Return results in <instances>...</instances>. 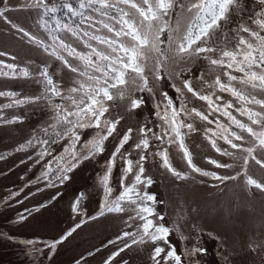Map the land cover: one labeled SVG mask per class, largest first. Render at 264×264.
Segmentation results:
<instances>
[{
  "label": "snow or ice",
  "instance_id": "6c2138e0",
  "mask_svg": "<svg viewBox=\"0 0 264 264\" xmlns=\"http://www.w3.org/2000/svg\"><path fill=\"white\" fill-rule=\"evenodd\" d=\"M77 5L74 7L70 0H51L50 3L48 0H33L27 5L38 10L41 27L52 41L50 45L23 29H17L76 75L71 84L64 88L44 67L38 73L40 79L37 83L43 89L40 95L21 99L16 92L0 91V96H6L11 101L0 105V110L43 100L48 103L52 113L49 117L51 123L40 128L42 135L34 134L17 151L33 146L35 141L40 146L37 155L43 159L45 155H51L48 145L66 141L63 151L54 158L58 165L56 178L63 183L70 178L68 173L82 161L105 151V142L117 132L123 120V116L112 117V109L117 102L127 100L126 111L134 112L146 105L144 97L135 93L147 92L153 100V115L160 121L155 127L160 131H154L147 124H142L136 130L139 139L132 145L133 151L138 153L136 160L131 158V152L122 151L132 140L134 130L128 128L119 137L105 163V170L98 176L104 193L99 211L89 219L95 220L106 212L133 213L128 216V221L132 223H126L135 230L125 231L117 238H129L131 243L125 242L104 264H112L116 256L132 245L148 244L153 245L150 257L153 264H184L185 258L188 264H200L196 257L206 254V248L198 244L190 249L185 247L182 257L168 239L172 229L163 223L164 216L155 208L156 204L163 202L147 191L153 180L145 175V163L149 156L158 157L160 166L174 177L181 180L188 178L186 173L173 166L167 147L157 146L155 151L152 150L153 141H156L159 145H176L192 172L221 181L236 179L235 176H218L194 163L186 137L201 131L196 125L198 120L205 124L201 134L215 152L228 157H235V152L229 149L247 154L243 157L242 165L244 182L250 189L264 192V183L247 174L249 160L264 168V160L255 155L257 148L264 151V98L257 95L258 92L264 93V0H77ZM61 9L72 17H79L80 24L87 21L88 27L94 28V31L81 33L79 26L62 22L57 16ZM6 10L0 9V17L4 16ZM86 10H91L99 19L85 15ZM102 29L110 35L101 34ZM59 32L70 33L88 51H80L67 43L57 35ZM165 43L166 48L162 47ZM5 55L0 52V56ZM153 57L154 63L149 68ZM69 58L78 63L73 64ZM169 59L178 65L191 61V65L175 73L180 86L173 82L170 87L176 96H170L161 88L160 99H157L148 72L151 71L156 81H162ZM200 61L206 63L208 72L215 73L213 79H206L203 71L197 74L193 70ZM186 72L191 78L185 76ZM0 77L30 78L32 73L26 67L18 68L15 64L0 61ZM168 78L171 80L172 76ZM193 79L200 81L202 87L196 88ZM223 94L232 99H225ZM57 99L61 102H56ZM193 99L203 102L206 111L189 107ZM20 119L13 117L4 120L0 115V121L4 123H15ZM211 125L214 127H209ZM87 130H94V135L83 140ZM244 133L254 141L250 147L243 146L246 142ZM219 141L228 147H222ZM118 157L122 161L120 191L113 196L110 181ZM207 162L216 168L233 167L232 164L211 158H207ZM51 171L48 167V171L42 175L47 178ZM129 176L131 183L126 182ZM49 186H52L51 181ZM83 199L81 193L72 204L73 213L80 211L79 205ZM80 226L75 225L48 247L54 251ZM180 239L186 240L187 237L181 235ZM123 264L128 262L124 261Z\"/></svg>",
  "mask_w": 264,
  "mask_h": 264
},
{
  "label": "rangeland",
  "instance_id": "374dc122",
  "mask_svg": "<svg viewBox=\"0 0 264 264\" xmlns=\"http://www.w3.org/2000/svg\"><path fill=\"white\" fill-rule=\"evenodd\" d=\"M33 0H0V9H7L4 16L0 17V52L6 53L0 56V61L17 65L18 68H28L32 73L30 78L0 77V91H12L18 94V98L35 97L42 92V85L37 83L40 79L38 73L47 67L53 78L64 88H67L73 79L74 73L64 68L60 61L48 55L44 48L37 46L17 29H23L31 35L40 38L45 44H51L47 32L41 27L38 10L27 5ZM50 3L51 0H48ZM59 2V0H57ZM77 7V0H70ZM85 15L99 19L91 10H86ZM62 22L73 27L79 26L80 32L94 31L88 27V22L80 24L79 17H72L61 9L57 13ZM45 19H50L45 17ZM16 25L17 27H13ZM54 27V25H53ZM99 27V25H95ZM101 34L110 35L106 30ZM67 43H71L80 51H88L83 44L77 41L70 33L59 32ZM92 43H95L94 41ZM99 47V45H97ZM162 47H167L165 43ZM73 64L78 63L69 58ZM155 57L149 63L152 67ZM191 65L177 64L172 59L165 64V72L162 81H156L151 71L148 76L151 86L156 90V97L160 99V89L166 90L170 96L175 97V91L170 87L175 82L180 86V81L175 78V73L180 68ZM197 74L203 71L205 78L211 80L215 73L208 72L207 65L200 61L194 66ZM169 76L172 79L169 80ZM185 76L191 78L189 73ZM194 86L201 88L200 81L193 79ZM143 96L146 105L134 112L126 111L128 101L117 102L112 109V117L123 116V120L117 127V132L105 142V151L86 161H82L63 183L56 178L58 167L55 157L63 151L66 141L61 140L56 144L48 145L51 155H45L40 159L37 153L40 146L33 142V146L17 151L21 144L31 139L34 134H40V128L51 123L49 117L51 111L46 101L28 103L22 106H13L0 110L4 120L13 117L21 119L15 123L0 121V264H104V261L124 243H131L129 238L117 239L125 231H134L129 228L126 221L133 213H105L95 220L89 217L95 216L100 208L104 193L98 183V176L105 170V163L110 157L119 137L132 128V140L123 152H131L133 160L138 159V153L133 151L132 145L138 141L139 127L147 124L154 131L160 129L155 125L160 121L153 115V100L150 94L135 93ZM225 99H232L223 94ZM264 98V93H257ZM6 96H0V105L10 103ZM56 102H61L57 99ZM178 103V101H177ZM195 106L206 111V105L198 100H192L189 107ZM238 115V114H237ZM241 120L245 117L238 116ZM200 132L186 137V144L193 154L194 163L206 170L215 172L221 177H233L236 179L216 180L211 177L201 176L192 172L182 159L176 145L167 143L159 145L153 141L152 150L157 146L167 147L173 166L180 172L186 173L187 179H177L171 173L160 166L158 157L149 156L145 163L146 176H150L153 184L147 189L150 194H155L159 203L155 205L157 212L164 216L163 223L172 229L168 239L176 248L178 254L183 257L184 248L199 245L207 249L206 254L199 255L196 259L200 264H264V192L259 189L249 188L245 184L243 157L247 155L243 151L229 149L235 152V157L221 156L215 152L201 134L205 124L196 121ZM209 127H214L211 125ZM94 135V130H87L83 140ZM246 137L244 147H250L251 137ZM151 136V133H149ZM222 147L227 148L223 141H219ZM255 155L264 160V151L257 148ZM207 158L215 159L221 163L232 164L231 168H216L207 162ZM39 161V162H37ZM51 162V163H49ZM47 165V167H46ZM52 169L47 178L42 173ZM122 161L117 158L113 168L111 186L113 196L120 191L119 180L121 176ZM240 173V175H237ZM247 174L264 183V168L249 160ZM51 185L49 186V182ZM131 183V176L127 178ZM84 195L78 213H73L72 204L80 194ZM23 217V219L21 218ZM85 221L81 223V221ZM128 223H132L128 221ZM80 224L70 236H67L53 251L48 247L52 241L60 239L75 225ZM183 235L186 240H181ZM32 241L33 243H27ZM114 241V243H109ZM161 246H163L161 242ZM153 245H132L116 256L112 264H153L151 257ZM188 264V259H184Z\"/></svg>",
  "mask_w": 264,
  "mask_h": 264
}]
</instances>
